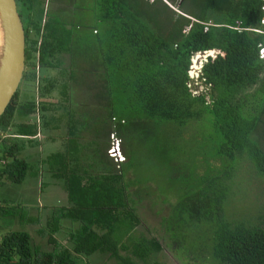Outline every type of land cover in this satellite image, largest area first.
<instances>
[{"label": "trees", "instance_id": "16d2710c", "mask_svg": "<svg viewBox=\"0 0 264 264\" xmlns=\"http://www.w3.org/2000/svg\"><path fill=\"white\" fill-rule=\"evenodd\" d=\"M14 1L24 70L0 116V264H92L100 258L103 264H158L163 247L141 233L147 228L135 208L149 198L151 182L125 167L137 151L173 173L174 198L157 202L166 205L160 217L166 245H187L205 228L207 258L264 264V1ZM210 50L216 54L201 68L205 91L191 96L189 59ZM42 69L54 73L41 77ZM23 87L30 96L20 100ZM76 87L92 90V102L79 104L73 118L69 96ZM37 113L56 116L39 122ZM60 123L73 155L82 135L102 138L91 159L99 173H77L79 159L71 174L59 173L67 206L50 209L36 229L42 250L28 230L38 217L27 215L18 193L33 175V137L49 124L57 131ZM108 135L119 140L124 161L118 165L106 156ZM187 139L193 150L180 148ZM56 235L66 236L65 245Z\"/></svg>", "mask_w": 264, "mask_h": 264}, {"label": "rangeland", "instance_id": "374dc122", "mask_svg": "<svg viewBox=\"0 0 264 264\" xmlns=\"http://www.w3.org/2000/svg\"><path fill=\"white\" fill-rule=\"evenodd\" d=\"M162 1L164 3H166L165 0H162ZM45 2L47 3V0ZM169 8H171V10H173L174 12L177 13V10L175 8L170 7V6H169ZM90 18H91V16L90 17L88 16V19H90ZM262 48H264V44H263ZM262 48H260V50ZM260 50H259V53H260ZM203 52H206V51H203ZM196 53H198V52H196ZM196 53H194V54H196ZM199 53H201V52H199ZM194 54H192V56ZM211 54L214 55V52H211ZM205 55L208 56L209 53H207ZM94 72H96L95 69H94ZM82 74L83 73H77L76 75L82 76ZM94 75H96V73ZM94 75L91 74L90 80L95 78ZM93 82L94 81L91 80L88 82V84L93 87L94 86ZM82 88H84V87H82ZM91 92H92V90L88 91V92H84L82 89H79L76 91V93L73 96V102L74 103L71 102L69 104V107H68V109L70 111V115L72 113L74 114L71 117L75 118V112L81 111V109L78 107L81 104H84V106L89 107V105L92 102V100L90 98ZM29 96L30 95L28 94V92L25 91V88H24V90H22V92L19 93V99L20 100L25 99V98H29ZM34 96H35V93H34ZM34 98L38 99L36 96ZM86 100H87V102H86ZM87 113H89L88 114L89 116L91 115V111L89 109H88ZM48 116H49L48 114L37 113L36 121H40V119H42L43 117L48 118ZM39 117H42V118L38 119ZM57 127H58L57 131H55V132L53 131V132H51V134L56 135L58 137V139L61 141L60 142L58 140L57 143H55V144H58V146H59V144L63 146L64 142L62 141V139L64 137L63 136L64 135V131H63L64 129L62 128L61 123ZM189 136H191V138H193V137H195V134L193 133V134H190ZM109 139H110V137L108 135L106 138H104V140H103L104 143L106 142V144H108ZM187 141H189V140L188 139L185 140L184 143L181 144L180 148L184 149V150L185 149L193 150V149L188 148L189 144ZM141 153H142V151H137L135 158H132L130 160L129 165L125 164V167H126V169L131 168L130 170L134 171L136 176H139L141 178H147L148 181L151 182L150 186L152 188L153 193L152 192L149 193V198L144 197V199H140L137 202H135V208L137 209V214L139 216V219L142 222V226L147 228V231L141 230V233L145 237H147L149 234V237L153 236L154 238H157L158 242L161 243V245L163 247V250L159 252V256L156 258V261L158 262V264H218L212 258H207V256L202 254V251H204V249L201 248L202 247V237H205L208 234V231L205 228H201V229L198 228L199 230L196 233H192L187 245L184 243L185 241L181 244H178L177 241L175 243H172V245L177 244V246L173 245L174 249L171 248V246L166 245L167 244L165 242L166 239H164V236L162 235V233L160 231L161 230V228H160V217L166 215V210H165L166 205L164 204L163 205L164 207H161L159 205V203H157V202H159V200H162L163 197H164V199L174 198V195L171 194V192H170L171 186L169 184V178L172 177L173 173L170 170H167L166 168H165V171H163L162 168L157 163L153 162V158L152 159L149 158V159H147V162H145L144 158H143L144 155H142ZM111 163H113V162L111 161ZM128 166H129V168H128ZM127 177L131 178V174L127 175ZM31 183H32V181H30V183L28 184L27 179H25V181L22 183L21 187L19 188V190L21 192H19L18 194H19V197L21 198L20 200L25 202L23 204V206H24V209L27 208V210H26L27 215L32 216V217H36V216L38 217L39 221L35 225L29 226L28 230L30 232V236H31L32 240L34 241V243H39L41 246V249L44 250V249H46L44 239H39V237L35 231H36V229H38L39 227H41L43 225L44 216L49 213V211H48V213H46L45 211H40L41 206H43L44 208H48V206L54 205V204H50L48 201H45V196H42L39 199V197H38L39 194L37 193L36 188H34V185ZM254 184H256V183L251 182L249 184V186H254ZM130 189L133 190V188H130ZM4 191H6V190H4ZM5 194H6L7 198L9 196L11 197L10 194L8 195L6 192H5ZM47 199H49V198L47 197ZM245 201H247V200H245ZM54 206H56V205H54ZM31 207H33V208H31ZM63 225H64V223H63ZM196 235H198V236L196 237ZM161 237H163V239ZM55 239H56V242H67L65 235H56ZM192 243H194L196 245L195 248L188 247ZM119 253L121 255L125 254V252H123V251H121ZM104 259L105 258H100L99 260H94V262L92 264H103L102 261ZM131 260L134 262H138L133 258H131ZM152 260H155V258H153ZM149 262L150 261H148L147 264H149Z\"/></svg>", "mask_w": 264, "mask_h": 264}, {"label": "crops", "instance_id": "0c3cea01", "mask_svg": "<svg viewBox=\"0 0 264 264\" xmlns=\"http://www.w3.org/2000/svg\"><path fill=\"white\" fill-rule=\"evenodd\" d=\"M53 73V70L48 69H42L40 71L41 77H49ZM69 86L71 88L75 87L72 84V81H70ZM78 87L72 90L74 93H70V100L73 99V96L78 90ZM51 117L55 118V115L49 114L48 118L39 117L38 119H51ZM55 127L56 125L49 124L46 127L43 126L42 131L38 129L37 134L33 137V139H35L37 142L36 145L32 149H28V151L33 153V156L35 155L32 161L33 175L31 179L27 178L28 184L30 183V181H32L31 184H33L34 188H36V191L39 194V199L42 196H45V201H48L50 204L56 205H50L48 206V208H44L43 206H41L40 211H45L46 213H48V211H50V209L52 208H61L67 206L66 193L63 189L62 184L64 178L59 173L63 172V175L65 176L68 169V171H70L69 173L71 174V171H73L74 169V160L79 159V161L77 160L78 163L75 164V169L77 168V173L82 174L84 171L91 172V174L94 175H98L99 173L97 169L98 165H96L97 161L94 159V161L91 163V159L94 157V151L96 150L95 148L100 145L97 142L99 139V135H82V137L78 139V143L76 144L79 151L78 153L73 155L72 145L68 142L69 137L66 134L67 128L64 130V137L62 136V141L64 142V145L62 146L59 144L58 146V144H55L59 140L58 137L56 135L51 134V132L56 131ZM99 140L102 141V138ZM93 141H95V145L97 143L96 146L92 144ZM56 155H60L62 157L53 158ZM92 171L95 172L92 173ZM15 191L19 190L15 189ZM47 197L49 199H47ZM64 225H66V222H64ZM57 243H59L60 245H65L66 242Z\"/></svg>", "mask_w": 264, "mask_h": 264}, {"label": "water", "instance_id": "95a60500", "mask_svg": "<svg viewBox=\"0 0 264 264\" xmlns=\"http://www.w3.org/2000/svg\"><path fill=\"white\" fill-rule=\"evenodd\" d=\"M24 70V35L14 0H0V116Z\"/></svg>", "mask_w": 264, "mask_h": 264}, {"label": "built area", "instance_id": "2783aa9c", "mask_svg": "<svg viewBox=\"0 0 264 264\" xmlns=\"http://www.w3.org/2000/svg\"><path fill=\"white\" fill-rule=\"evenodd\" d=\"M214 52V55L211 54ZM209 53V55H205ZM216 52L213 50L196 53L189 59L188 69L186 71L188 81L186 82V88L190 92L191 96H198L200 93L204 92L205 89L200 82L201 78V68L202 65L207 61L208 58H213ZM201 81H203L201 79ZM110 139L108 146L106 148V156L113 162V164L118 165L124 161V158L120 152V143L113 135H109Z\"/></svg>", "mask_w": 264, "mask_h": 264}, {"label": "clouds", "instance_id": "9594fccd", "mask_svg": "<svg viewBox=\"0 0 264 264\" xmlns=\"http://www.w3.org/2000/svg\"><path fill=\"white\" fill-rule=\"evenodd\" d=\"M259 57L264 61V48L260 50Z\"/></svg>", "mask_w": 264, "mask_h": 264}]
</instances>
